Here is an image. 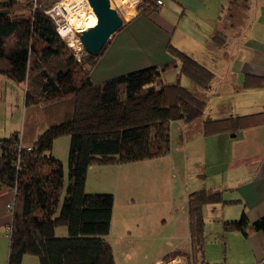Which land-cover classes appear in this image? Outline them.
I'll return each mask as SVG.
<instances>
[{
  "label": "trees",
  "instance_id": "16d2710c",
  "mask_svg": "<svg viewBox=\"0 0 264 264\" xmlns=\"http://www.w3.org/2000/svg\"><path fill=\"white\" fill-rule=\"evenodd\" d=\"M55 1L0 2V76L25 88L21 131L0 138V197L9 195L6 205L12 204V209L6 206L11 215L6 227L8 264H22L25 255L38 257L40 264H115L105 239L111 230L115 197L86 192L89 168L168 155L172 121L187 126L201 122V134L213 136L255 126L261 114L203 119L207 98L182 85L181 78L186 76L208 91L215 74L172 44L169 53L179 61L174 82L163 79L171 64L93 82L91 71L110 40L98 56L86 52L79 61L46 14ZM159 7L157 0H143L140 13L148 16ZM226 43L224 31L212 35L213 46ZM245 87H264V78H247ZM2 89L0 81V97ZM36 115L37 121H45L39 123L40 133H36ZM61 136L69 137L68 182L62 161L52 154L54 141ZM223 201L219 190L189 194L190 252L183 253L187 264H227L210 263L204 257L207 208ZM61 226L67 228V236L57 235ZM249 226L246 214L224 222L225 231L245 236ZM252 227L264 232V216Z\"/></svg>",
  "mask_w": 264,
  "mask_h": 264
},
{
  "label": "crops",
  "instance_id": "0c3cea01",
  "mask_svg": "<svg viewBox=\"0 0 264 264\" xmlns=\"http://www.w3.org/2000/svg\"><path fill=\"white\" fill-rule=\"evenodd\" d=\"M162 2L159 10L151 12L148 16L140 13L143 5L141 3L131 18L125 17L123 26L110 38L109 46L93 67L91 79L99 84L144 68L162 67L167 64H171V67L163 73V79L166 81V76L171 73H175L178 78L179 68L175 64L179 66V61L175 60L168 50L169 44H172L190 53L215 74L210 90L204 91L192 82L189 87L203 94L208 100L203 119L261 114L255 126L237 133L202 137L204 144L208 141L215 143L218 141L220 148L226 151L224 166L215 174L216 182L211 183L209 190L222 191L223 199L227 203L224 204L223 201L221 204L210 206V214L215 223L223 224V228L225 221L238 220L246 214L250 222L248 235L237 232L239 238L242 236L243 244L240 259L234 262L264 264V232L252 227L253 222L264 216V87H245L247 78L253 76L264 78V0H247L243 8L238 6L240 11L244 12L239 17L242 21L245 17L250 18V13L254 11L253 27L249 35L253 40L248 39L249 36L242 32L243 25L234 22L226 28L227 43L223 47L213 46L211 38L216 31H223L221 28L226 25V9L234 5V2L232 4L231 0H162ZM174 6L177 10L172 13ZM132 11L133 9H129V12ZM180 11V18L190 16L195 24L179 29V24L172 18V14H180ZM178 32L199 34L187 41L185 34ZM204 35L206 41L201 42ZM245 36L247 38L244 39ZM0 81L3 85L0 103L6 104L5 111L8 107L13 110L20 95L25 97V88L2 76ZM201 125V122L195 124L200 135ZM9 199V195L0 197V229H6L11 221V215L6 207ZM8 242L7 239L1 240L2 254ZM223 243L228 248V236H224ZM225 253L227 255L224 259L228 260L227 264H231V256L228 252ZM184 260L186 256L181 253L168 260H158L155 264H183Z\"/></svg>",
  "mask_w": 264,
  "mask_h": 264
},
{
  "label": "rangeland",
  "instance_id": "374dc122",
  "mask_svg": "<svg viewBox=\"0 0 264 264\" xmlns=\"http://www.w3.org/2000/svg\"><path fill=\"white\" fill-rule=\"evenodd\" d=\"M2 1L4 0H0ZM110 1L111 6L119 12L123 21L125 17L131 18L138 6L143 3L142 0ZM62 2L68 6L67 12L72 14L74 10L77 13L71 17L75 16L72 20L80 29L86 26L83 23L84 17L88 19L89 14L94 15L90 5L87 7L86 0H56L52 7ZM244 2L246 3V0H235L234 5L226 9V25L221 28L224 32L230 24L237 22L243 25V33L247 36L251 34L254 11L250 13L251 17L248 19L245 17L242 21V18H239L244 12H241L238 6L243 8ZM74 4L76 5L73 6ZM129 9L133 11L129 12ZM176 10L177 7L174 6L172 13ZM80 13L83 14L82 21H76V18H80L78 16ZM172 15V18L178 22L179 29L195 24L190 16L180 18L181 11L180 14ZM180 19H182L181 22ZM179 33L185 34L187 41L199 34V32ZM248 39H252L251 36ZM200 41L205 42L206 35ZM85 53L84 50L78 58L79 61L83 60ZM174 74L166 76V81H176L178 78ZM181 82L182 85L190 87L192 81L183 76ZM5 105L0 103V138L9 137L14 131H21L23 126V95H20L13 110L8 107L5 111ZM38 118L39 115H36V121H34L38 128L36 133H40L39 123L44 121H37ZM190 128L193 129L190 130ZM195 130V125L188 128L182 121H172L168 155L122 165L94 164L89 168L86 192L113 194L115 197L111 230L105 236L113 249L115 264H155L156 261L164 260L169 255L190 252L188 196L192 192L209 189L211 183L216 182L215 174L223 168L226 155L225 149L220 148L218 141L216 143L208 141L204 144L203 135ZM68 152L69 137L61 136L55 139L52 154L62 161L67 182L69 181ZM205 222V259L211 263H229L224 259L227 255L225 252H228L231 256L230 263L237 264L234 261L240 259L242 236L240 235L239 238L237 231L225 232L223 224L215 223V219L210 214V207L207 208ZM56 233L58 236H67V228L58 227ZM224 236H228V248L224 246ZM6 239L9 241L7 231L1 228L0 242ZM8 256L9 242L4 249V254L0 247V264H3L4 260L7 264ZM22 264L40 263L38 257L25 255ZM183 264H187L186 260Z\"/></svg>",
  "mask_w": 264,
  "mask_h": 264
},
{
  "label": "water",
  "instance_id": "95a60500",
  "mask_svg": "<svg viewBox=\"0 0 264 264\" xmlns=\"http://www.w3.org/2000/svg\"><path fill=\"white\" fill-rule=\"evenodd\" d=\"M96 17V24L79 34L84 50L98 56L110 38L123 26L119 12L111 6L110 0H87Z\"/></svg>",
  "mask_w": 264,
  "mask_h": 264
},
{
  "label": "built area",
  "instance_id": "2783aa9c",
  "mask_svg": "<svg viewBox=\"0 0 264 264\" xmlns=\"http://www.w3.org/2000/svg\"><path fill=\"white\" fill-rule=\"evenodd\" d=\"M86 3L88 4L87 7H89V3L87 0ZM76 4H74L73 6H75ZM157 4L162 5L163 4L162 0H157ZM68 10H69L68 6L64 2H62L56 4L51 9L47 10L46 14L56 24V29L58 34L66 43V45L71 50V52L74 53L76 58H80V56L84 52V47L80 41L79 34L84 29L78 28L76 22L74 23V21L72 20L73 18H75V16L73 17L71 16L77 15V13L73 10L72 14H70L69 12H67ZM27 149L30 150V148ZM7 207L9 209H12V204H8Z\"/></svg>",
  "mask_w": 264,
  "mask_h": 264
},
{
  "label": "bare ground",
  "instance_id": "6f19581e",
  "mask_svg": "<svg viewBox=\"0 0 264 264\" xmlns=\"http://www.w3.org/2000/svg\"><path fill=\"white\" fill-rule=\"evenodd\" d=\"M78 16H80V18H76V21H82L83 14L78 15ZM83 23H84V25L86 24V26H84L83 29L94 26L96 24V17L93 14H89L88 19L86 17H84Z\"/></svg>",
  "mask_w": 264,
  "mask_h": 264
}]
</instances>
